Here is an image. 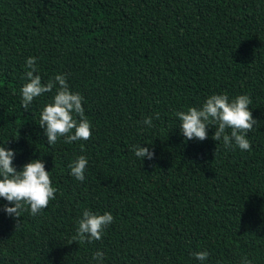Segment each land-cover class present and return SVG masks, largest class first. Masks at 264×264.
Wrapping results in <instances>:
<instances>
[{"label": "trees", "instance_id": "16d2710c", "mask_svg": "<svg viewBox=\"0 0 264 264\" xmlns=\"http://www.w3.org/2000/svg\"><path fill=\"white\" fill-rule=\"evenodd\" d=\"M29 57L43 83L64 75L82 95L89 140L48 145L56 89L22 108ZM214 94L250 97L251 150L216 142L214 124L204 141L182 135L175 113ZM3 146L17 171L43 159L57 191L17 229L0 198V264H100L98 251L103 264H264V0H0ZM81 155L83 182L69 168ZM84 210L113 215L101 240L75 239Z\"/></svg>", "mask_w": 264, "mask_h": 264}, {"label": "clouds", "instance_id": "9594fccd", "mask_svg": "<svg viewBox=\"0 0 264 264\" xmlns=\"http://www.w3.org/2000/svg\"><path fill=\"white\" fill-rule=\"evenodd\" d=\"M27 83L21 88L22 108L27 111L35 98L50 93L56 89L53 101L47 104L40 117L39 126L44 129L49 146L55 144L59 138H65V143L87 141L92 135V125L85 116L82 107L83 97L80 93H72L64 75H56L46 83L42 82L38 72L37 60L29 57L26 60ZM252 103L248 95H239L229 100L227 94L211 95L201 108L192 107L187 112H177L175 115L180 119V130L186 140L204 141L208 138L209 124H214L216 142L222 141L225 148H231L233 144L244 151L251 150V142L247 134L253 130L254 125L259 123L253 119L249 105ZM156 113V119H159ZM143 123L149 127L152 118H146ZM231 129L230 133L227 131ZM74 130V131H73ZM83 150V145H81ZM135 156L144 161L145 157L152 160L154 151L148 147L134 146ZM16 153L0 147V198H3L14 207L4 205L3 210L10 217L16 218V229L21 224V213L30 209V213L36 216L41 210L48 207L49 202L55 199L56 188L52 185L50 173L45 170L43 159L33 160L24 165L22 171H17L13 166ZM88 159L81 155L69 165L71 175L78 181L85 180V170ZM114 217L111 213L95 214L90 210H84L79 220L75 239L81 242L92 243L102 239L104 229L112 224ZM199 261H205L209 253L201 251L194 253ZM93 261L103 264L104 253L96 252ZM242 264H251L245 258Z\"/></svg>", "mask_w": 264, "mask_h": 264}]
</instances>
